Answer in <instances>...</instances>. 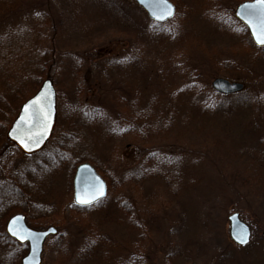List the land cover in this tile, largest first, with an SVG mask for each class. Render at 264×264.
<instances>
[{
	"label": "rangeland",
	"instance_id": "rangeland-1",
	"mask_svg": "<svg viewBox=\"0 0 264 264\" xmlns=\"http://www.w3.org/2000/svg\"><path fill=\"white\" fill-rule=\"evenodd\" d=\"M187 1L192 7L184 6L179 20L157 23L136 0H0V99L7 96L3 103L13 107L2 114L4 136L8 140L7 132L21 108L16 109L18 102L31 97L48 75L62 99L51 143L36 155H19L18 175L16 168L12 170L24 188L32 187L35 171L43 172L39 189L44 198L39 202L46 203L47 217H35L32 226L27 221L30 227H56L60 199H71L78 163L89 162L98 170L105 169L114 184L132 177L121 192H108L103 206L120 197V204L132 208L139 223L151 208L141 193L135 194L134 181L141 183L139 189L156 192L154 207L157 205L160 218L152 233L143 229L127 232L123 217L118 222L94 211L87 216L94 231H103L119 247L126 237L133 243L143 240L142 248L148 246L154 264H264V47L255 45L248 30L211 0ZM243 1L224 0L225 8H233L235 17ZM161 26L170 37L146 43L150 40L147 32ZM122 29L125 31L120 33ZM175 55L180 64L172 61ZM146 64L159 67L160 81L145 77ZM196 70L203 71L211 83L224 77L245 87L228 95L214 90L223 97L209 106V97L203 92L198 97L199 108L191 113L182 108L184 100L176 93ZM146 86L152 88L148 95L139 104L132 103L134 98L139 102L138 91ZM111 87L126 90L119 93L125 102L115 107L122 114L120 129L100 140L105 120L81 127L74 125V112H91L96 103L112 105ZM158 92L161 94L153 103L150 99ZM142 116L149 118L148 124H160L159 131L149 125L142 136L128 133L130 120L139 122ZM110 119L108 128L116 122V118ZM137 128L140 133V125ZM68 134L69 139L80 136L83 147L75 149L76 156L62 169L61 159L48 169V161L65 146ZM153 146L162 152L155 154ZM109 149L114 150L112 155ZM154 158L166 163L147 162ZM57 165L60 168L52 172ZM26 169L31 173L23 177ZM1 183L0 194L9 200L4 204H19L20 199L9 189L8 171L0 172ZM125 196L130 198L129 204ZM36 197L40 195L27 197L30 205L37 203ZM70 201L75 203L73 197ZM16 210L12 211L20 213ZM7 212L8 207L0 209V230ZM234 212L251 228L246 245L231 238L229 216ZM60 222L67 227L64 220ZM65 231L76 234L72 228ZM56 239L47 238L42 264L81 263L59 253ZM118 246L113 257L121 252ZM18 252L0 241L4 263L18 257L22 264L28 247L23 254ZM87 264L114 263L92 258Z\"/></svg>",
	"mask_w": 264,
	"mask_h": 264
},
{
	"label": "trees",
	"instance_id": "trees-1",
	"mask_svg": "<svg viewBox=\"0 0 264 264\" xmlns=\"http://www.w3.org/2000/svg\"><path fill=\"white\" fill-rule=\"evenodd\" d=\"M172 1L176 4L178 12H177V16L175 20H170V21L179 20L181 9L184 6L188 7V9H191L192 7V6L191 7L189 6V2L187 0H172ZM207 1L208 0H204L203 2H207ZM211 1L215 3L219 11L222 10V12L226 16H228L230 19H233L237 24L241 25V23L234 17V14H233L234 9L229 8L227 10V7L225 8L224 0H211ZM238 1L240 2L243 0H236V3ZM124 31H125L124 29L119 30L120 33ZM139 34L141 35V32ZM147 36L150 38V40H148L146 43H150V42L153 43V41H157L158 43L160 41H163V39H165L167 36L170 37V33L168 32V30H166L165 28L161 26L158 28V30L153 29L147 32ZM179 60H180L179 56L175 55L172 61L178 62V64H180ZM143 69L144 70L142 73L145 72V77L146 76L154 77L157 80V82L158 80L160 81L162 79L160 77V69L158 66H150L146 64L144 65ZM48 77L49 75L47 76V78ZM212 88L213 87L211 85V82H209L208 77H206V74L201 70H196V72L192 74V77L187 81L184 87H181L180 90L177 91L176 95H178L180 100H184V103L182 104L183 105L182 108H185V110L187 111L190 110L191 113H194V109L199 108L198 97L201 95V93L205 92L206 96L209 97L206 102V106H209L211 103L214 102V100H219L220 97L221 98L223 97V95H218V93H216L214 89ZM110 89L114 90V94L111 97V100L115 103L114 105H113V102H112V105H106V104L104 105V104L96 103L95 105L96 108H93L91 112H88V113L79 112V111L74 112V119H75L74 125H79L81 127L90 128L93 124H99L100 122L103 123L105 120V122L102 124L103 132L101 133V136L99 138L100 140L105 138L107 135H112V132L115 129H120L119 122L121 121L122 114L115 107L125 102V96H122L119 93L123 91L122 93L125 94L126 90L125 88L117 89L114 87H111ZM151 90L152 88L148 89L147 86L144 88L140 87V90L139 91L137 90L139 93H141L140 98L136 97V99H138L139 102L136 103L135 98H134L132 103L139 104L140 102H142L141 100L144 98L143 96H145L146 94L148 95L149 91ZM83 91L84 90L82 89L81 93ZM159 94L161 93L160 92L155 93V95L150 100L154 103ZM5 97L7 96H2V98L0 99V172L4 173L8 171L10 173L12 184H11V188L9 189L12 195L20 199L19 200L20 203L19 204L14 203L11 205L4 204V202L6 201L8 202L9 200L5 196L4 193L0 194V209H3L4 207H8V212H7V215L5 216L6 219L0 230V241L5 246H10L11 248L22 252V253L18 252V255H20V254H23L24 249H27V245L19 244L6 233L4 229L5 222L12 214L15 213L12 210L17 209L16 212L20 211L27 216V221L29 222L30 220V225L32 226L33 223L37 221V220L35 221L33 220L35 217H38V220L44 219L45 217H47V213L45 212L47 210L46 208L47 205L46 203L44 204V203L39 202L40 199L44 198L43 192L39 189V186L41 185L42 178H43L42 177L43 172L39 173V171L37 172L35 171V174L33 176V182H34L33 185L35 184L36 185L35 186L32 185L31 188L29 186L24 188L21 182V178H17V176H15L12 171L14 168H16V158L19 157V155L23 153H21V151L16 146H14L10 141L7 140L6 136H4V132L2 131V127L5 128V119H3L2 114L5 113L7 115V111H11V109H13L12 104H10L9 102L3 103L6 99H8ZM61 101L62 99L58 93L57 110L59 113V117H60V107L59 106H60ZM23 102L24 101L18 102V106L16 107V109L20 108ZM105 112H107V114ZM110 117L116 118L115 119L116 122L115 124L109 123L110 127L108 128V122L112 120L110 119ZM11 120H12V117L8 119L7 121L8 125L10 124ZM139 122L138 121L136 122L134 119H131L130 127L128 128L127 132L128 133L135 132L137 135L142 136L141 132L145 134L148 131L147 126L149 125L153 126L151 129L154 128L153 129L154 132L159 131L160 129L159 128L160 124L158 123L148 124L149 122L148 117L142 116ZM137 124L138 126L140 125V128H141V130L139 131L140 133H138L139 129L137 128ZM65 141H66L65 146L62 149H60L57 153L52 154L51 157H54V156L55 157L52 161L51 160L48 161V165L46 166L48 167V169H50L51 166L55 162L60 163V159L62 161V165H61V169H62L64 164H66V162L70 158L74 157L75 149L83 147V139L80 136H74L69 139V134H68ZM109 151H110V154L112 155L114 150L109 149ZM153 151H155L154 152L155 154H159L160 151L162 152V149L157 146H153ZM147 162L150 163L151 165L152 164L155 165L156 163H163V164L166 163V161L164 160L160 161V159L158 158L156 159L154 158L153 160L149 159ZM79 163H82V162H79ZM168 165L169 166L172 165V162H168ZM59 168H60V165H57L56 168H52L54 169L52 172L56 171V169H59ZM98 171L103 173V177L108 183L109 194H112L115 191L117 192V190H120L121 192L123 188L125 187L126 183L132 180V177H130L131 179L130 178L126 179L124 183L114 184L112 183L110 178L107 176L105 169L100 167ZM14 172L18 175L17 168L14 170ZM23 172L25 174L23 177H27L31 173L30 171H28V169H26V171H23ZM20 174H22V172ZM18 184L20 185L19 187H18ZM2 186L3 185L1 183L0 190L2 189L1 188ZM134 186L137 187L135 189V194L141 193L143 197V201H150L149 204H150L151 211L148 213L144 212L145 219L143 218L142 223H139L137 221L138 217H136L135 212L133 211L132 208L126 207L124 203L123 205L120 204V202L118 201L120 197H118L117 200L115 201H110L106 206H103V204L106 202L105 199L93 205L80 206L70 201L73 197V188H70L69 197H71V199L67 201L65 200V198L60 199V201L63 202L62 209L59 210V214H60L59 220L55 222V225L59 230L58 234L55 235L57 238L56 243L58 244L57 246L58 252L65 256H68L70 259H73L74 261L75 260L81 261V263L79 264H87V262L91 260L92 258H94L98 262H103V263H109L110 261L114 264H154L153 259H151L149 255L147 254L148 246H146V249L144 248V250L142 248L144 247L143 240L142 241L137 240L135 243H133L132 241H128V237H126L124 240V243L122 244L119 243L120 244V247H119L118 244H116L113 239L109 238L107 234H105L103 231H94L92 224H91V220L87 217V216H91V211L100 212L102 213V215H104V217H107V219L111 218L118 222H120L123 217L125 220L127 232L129 230H134L136 232L147 230L152 233L154 228H156L157 226L159 227L158 224H159V218H160L157 205L156 207H154V204H156L155 197H154L156 192L151 193L149 191L146 192L145 190H142V188L139 189V187L141 186L140 182L137 183L136 181H134ZM34 189L39 190L40 192H36ZM38 194L40 195V198L36 197V199L38 200L37 203L34 204V202L33 203L31 202V205H30L27 197H30V196L35 197V195H38ZM129 199L130 198L128 197L126 200L127 204L130 203ZM160 208L162 210L163 206L160 205ZM34 209H36L38 212L34 213L33 212ZM60 220H64V222L67 224V227L65 226L64 223L61 224ZM34 228L39 229V226L34 225ZM67 228H72L76 232V234H71V233L68 234L65 231V229ZM64 231L66 233H64ZM71 237L72 238L74 237L73 240L75 242H73ZM117 246L121 250V252L118 253L117 257H113L112 251ZM0 261L2 264H10L12 262H13L12 264H20L18 257H14L13 261L10 263L8 261L4 263L5 259L2 257H0Z\"/></svg>",
	"mask_w": 264,
	"mask_h": 264
},
{
	"label": "water",
	"instance_id": "water-1",
	"mask_svg": "<svg viewBox=\"0 0 264 264\" xmlns=\"http://www.w3.org/2000/svg\"><path fill=\"white\" fill-rule=\"evenodd\" d=\"M153 20L164 22L176 14V6L170 0H136ZM235 16L247 26L254 43L260 47L261 22L264 10L258 0H247L238 5ZM212 87L221 94H232L244 89V83L217 77ZM57 124V92L53 80L46 79L37 93L28 99L7 132L8 139L25 154H36L43 150ZM74 197L81 205L91 204L107 194V184L96 168L88 163L80 164L74 176ZM230 235L234 242L246 245L251 238L250 226L244 222L239 212L229 216ZM6 232L19 243H28V254L22 264H42L44 243L57 229L35 230L27 225L22 213L12 216L6 224ZM243 241V242H242Z\"/></svg>",
	"mask_w": 264,
	"mask_h": 264
},
{
	"label": "snow or ice",
	"instance_id": "snow-or-ice-1",
	"mask_svg": "<svg viewBox=\"0 0 264 264\" xmlns=\"http://www.w3.org/2000/svg\"><path fill=\"white\" fill-rule=\"evenodd\" d=\"M258 3L260 5L261 9L264 10V0H258ZM260 42L264 43V21L261 22Z\"/></svg>",
	"mask_w": 264,
	"mask_h": 264
}]
</instances>
